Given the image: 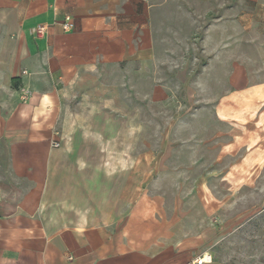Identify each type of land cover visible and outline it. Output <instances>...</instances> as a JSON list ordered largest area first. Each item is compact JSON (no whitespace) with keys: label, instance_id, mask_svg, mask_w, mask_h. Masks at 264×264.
<instances>
[{"label":"crops","instance_id":"crops-1","mask_svg":"<svg viewBox=\"0 0 264 264\" xmlns=\"http://www.w3.org/2000/svg\"><path fill=\"white\" fill-rule=\"evenodd\" d=\"M231 1L223 7L227 18L209 22L203 42L209 61L195 77L198 86L217 90L221 72L220 87L227 91H212V112L195 116L255 129L264 121V80L253 82L236 64ZM250 2L264 15V0ZM172 7L171 0H0V264H193L204 254L211 255L210 264H229L217 247L235 219L216 224L228 209L211 192L125 197L122 187L109 194L107 176L95 193L92 178H84L81 188L75 174L61 175L66 162L59 157L65 145L75 147V126L86 114L81 110L122 103L125 89L153 104L167 98L156 79L157 26L167 24L164 15ZM67 16L74 24L70 32L61 28ZM182 23L187 17L179 18ZM39 25L46 26L42 37L32 33Z\"/></svg>","mask_w":264,"mask_h":264},{"label":"rangeland","instance_id":"rangeland-1","mask_svg":"<svg viewBox=\"0 0 264 264\" xmlns=\"http://www.w3.org/2000/svg\"><path fill=\"white\" fill-rule=\"evenodd\" d=\"M171 2L173 7L164 15L167 24L157 26L161 56L155 68L157 84L166 88L167 98L153 104L147 96L136 100L125 89L122 103L81 110L86 114L74 125L80 130L71 142L75 147L65 145L59 157L66 162L61 175L72 178L75 174L81 188L84 178H92L95 193L105 187L100 178L107 176L109 194L122 187L125 197L142 191L170 196L211 192L220 208L228 209V215L217 218L216 224L235 219L217 254L229 264H264V121L252 129L239 122L233 126L195 116L212 112V91L220 95L227 91L220 87L221 72L214 75L217 90L198 86L195 77L209 61L203 44L209 22L218 15L227 18L223 7L228 0ZM250 4V0L234 3L235 60L238 68L245 67L252 81L259 83L264 80V15ZM251 13L259 17L252 20ZM180 17H187L188 24H179ZM223 61L226 64L227 57ZM229 130L242 136L223 135ZM217 131L220 135L211 142ZM229 143L226 153L223 146ZM71 162H75V172ZM116 178L123 184L116 185ZM199 178H208L207 184L194 185Z\"/></svg>","mask_w":264,"mask_h":264},{"label":"built area","instance_id":"built-area-1","mask_svg":"<svg viewBox=\"0 0 264 264\" xmlns=\"http://www.w3.org/2000/svg\"><path fill=\"white\" fill-rule=\"evenodd\" d=\"M61 28L64 32H70L74 29V24L71 20L70 17H65L63 22L61 23ZM32 33L36 37H42L46 33V26H36L35 28L32 29ZM53 148H58L59 143L58 142H53L52 143ZM212 262V257L210 254H204L201 257L197 258L194 260L193 264H210Z\"/></svg>","mask_w":264,"mask_h":264},{"label":"trees","instance_id":"trees-1","mask_svg":"<svg viewBox=\"0 0 264 264\" xmlns=\"http://www.w3.org/2000/svg\"><path fill=\"white\" fill-rule=\"evenodd\" d=\"M13 87H15V86L13 85Z\"/></svg>","mask_w":264,"mask_h":264}]
</instances>
